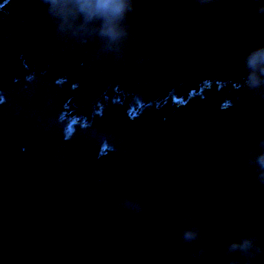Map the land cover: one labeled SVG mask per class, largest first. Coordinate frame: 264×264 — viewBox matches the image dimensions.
I'll return each instance as SVG.
<instances>
[{"label": "water", "instance_id": "water-1", "mask_svg": "<svg viewBox=\"0 0 264 264\" xmlns=\"http://www.w3.org/2000/svg\"><path fill=\"white\" fill-rule=\"evenodd\" d=\"M151 1L135 0L130 29L143 35L122 59L87 61L92 41L62 52L57 45L46 70L2 81L0 264H200L197 245L180 238L186 226H198L216 255L229 235L264 233V186L246 164L264 135V101L237 87L242 62L218 61L252 31L248 18L218 20L209 12L199 23L176 17L155 27L144 17L179 0ZM0 12V22L12 18L11 0H0ZM43 27L16 29L19 51L46 49L53 25ZM200 56L208 68H236L234 80L201 85L180 100L176 88L162 104L146 101ZM98 69L114 72L109 89L91 120L80 110L86 122L75 124L74 93ZM97 79L89 89L104 84ZM119 83L127 85L123 101L114 92ZM94 129L110 139L97 142ZM120 196L138 197L143 211L119 207Z\"/></svg>", "mask_w": 264, "mask_h": 264}, {"label": "clouds", "instance_id": "clouds-1", "mask_svg": "<svg viewBox=\"0 0 264 264\" xmlns=\"http://www.w3.org/2000/svg\"><path fill=\"white\" fill-rule=\"evenodd\" d=\"M44 11L53 25L54 38L73 46L95 42V55L100 58L122 59L128 49L131 29L129 18L135 10V0H43ZM194 15L202 18L214 12L218 20L231 21L247 16L257 42H246L242 56V79L237 87L246 89L254 98L264 101V0H191ZM31 79V76L26 77ZM4 97L0 95V104ZM97 142L109 140L108 134L93 130ZM246 164L254 172L259 185L264 186V135L247 151ZM118 206L141 213L143 204L136 196H120ZM183 242L197 247L192 250L200 264H261L264 261V233L242 231L229 235L219 255L208 254L196 225L182 229Z\"/></svg>", "mask_w": 264, "mask_h": 264}, {"label": "rangeland", "instance_id": "rangeland-1", "mask_svg": "<svg viewBox=\"0 0 264 264\" xmlns=\"http://www.w3.org/2000/svg\"><path fill=\"white\" fill-rule=\"evenodd\" d=\"M157 1L159 0H152L151 2L153 4H157ZM183 0H179L175 3V6L171 11L159 14L157 12L160 11V9L163 8L162 5L154 7L156 9V12L154 10L150 11L145 17L144 20H150V21H157L155 27L167 24L171 21H173L176 17H179L180 19H186L185 24H191V23H199L201 21V18L197 19L194 15L192 5L188 7L186 3L188 2H182ZM151 4V3H150ZM180 4V5H179ZM191 4V3H190ZM23 5V6H22ZM43 0H11V7H12V18L3 20L0 22V35L10 33L11 31L15 34H17L16 29H22V28H30L33 27L32 22L39 21L41 18H47V15L45 14V11L43 12ZM39 9H42V15L44 17H38V12L41 11ZM178 12V13H176ZM190 12V14H188ZM149 16V17H148ZM38 17V18H37ZM160 19V20H159ZM33 20V21H31ZM52 23H50L51 25ZM140 35H143L142 31L137 32ZM136 34V32L131 33L130 39L127 41L126 47L128 49V52H132V50L129 51V49L133 48L136 49L139 44L140 40L139 35ZM17 36V35H16ZM18 40V38H16ZM246 42H257V37L255 33L252 31H249V34L237 39L233 45L235 46L229 53L223 55L219 58L218 61H235V62H242V56L244 52L246 51ZM259 42H264V40H261ZM57 45L61 48L68 49L67 45L57 41L54 38L53 30L47 34V48L46 49H37V50H28L24 52V55H22L23 60V66L24 68L29 67L32 63L35 65H42L41 69L43 68V71L47 69V61H49L50 54H53L52 52H55V49ZM94 49L89 48L87 61L91 60L95 53L93 52ZM95 51V50H94ZM126 53V54H127ZM136 53L134 52L130 56H134ZM41 56V61L38 60V57ZM37 59V60H36ZM205 57L200 56L198 59H196L194 62H192L190 65H188L187 68L183 70V76L178 77L175 80H172L167 83V85L163 87H159L156 92L149 95L146 99V101H156L159 104L164 103L168 96L171 94V89H176V91L179 92L180 95H178L180 98L184 99L187 97V93L189 90L193 89L194 91H197L200 85H202V80L204 77H206L208 74V71L210 70L212 73H215L214 76H211L212 78H226L231 77L236 73V68H229V67H222L219 69L208 68V65L205 62ZM109 64V63H107ZM206 65V67H204ZM97 70V69H96ZM32 71V69L30 70ZM101 73V74H100ZM103 73V74H102ZM97 77H99L102 80V83L99 84L95 88L91 89V92H75L73 99L70 104V110L72 109V106L76 108H81V110L87 115V117L91 118V112L96 110L98 111L99 105L97 103V98L102 96L104 98L103 92L107 91L109 89V84L107 81L108 78H111L114 75L113 71L108 70H101L98 69L96 73ZM94 75V76H96ZM197 75L198 78H195L189 85L185 87H179L181 82L184 80L185 76ZM97 77H94L88 82L97 81ZM103 77V79H102ZM95 79V80H94ZM107 82V83H105ZM86 84V83H85ZM136 81L132 80V89L128 88V93L133 94L135 88ZM109 85V86H108ZM106 86V87H105ZM127 85L125 83H119L118 84V97L123 100V96L127 94L126 92ZM99 106V107H98ZM80 111V110H79Z\"/></svg>", "mask_w": 264, "mask_h": 264}, {"label": "trees", "instance_id": "trees-1", "mask_svg": "<svg viewBox=\"0 0 264 264\" xmlns=\"http://www.w3.org/2000/svg\"><path fill=\"white\" fill-rule=\"evenodd\" d=\"M42 7L44 9V6H42ZM39 10H41V11L38 12V17H44L42 15L44 10H43V12H42V9H39ZM0 15H2L1 12H0ZM41 19H39V21L32 22L34 24V26L36 27V31L37 32H39V30L44 28L43 24H40ZM31 21H33V20H31ZM16 35L17 34L13 33L12 31L10 33L8 32L5 35L4 34L0 35V42L3 41V45L0 43V46L2 47L1 49L4 50V49L8 48L7 51H3V54L10 55L12 53H17L19 51V48H21V46H20L21 45V40H19V39L17 40L16 39L17 38ZM42 35H43V33H42ZM32 40L33 41L30 44L34 45V43L36 42V38H33ZM13 42H15V43L12 44ZM24 45H27V44H23V46ZM1 49H0V51H1ZM22 55H23V53H21L19 56L15 55L14 57L9 58V61H7L6 65L3 68V71L0 70V82L1 81H6V77L10 76L11 73H19L20 70H23L24 73L27 72L28 76H31L33 74V71L35 70V68L38 65H35V64L32 63L31 65H29V67L25 68V70H24V68H23L24 66L22 64L23 63ZM38 60H40V61L42 60L41 56L38 57ZM31 69H32V72H30ZM4 83H2V84L4 85ZM0 87H2V86H0ZM105 92L106 91H104L103 94H105ZM117 93H118V90H117ZM100 97H98V98H100ZM79 110H81V108H76V107L72 106V109L70 110V120H73L74 123L75 122H79V121L85 123L86 122L85 119H87V118H85V116L83 114H81L79 112ZM91 114L93 115V111L91 112Z\"/></svg>", "mask_w": 264, "mask_h": 264}, {"label": "bare ground", "instance_id": "bare-ground-1", "mask_svg": "<svg viewBox=\"0 0 264 264\" xmlns=\"http://www.w3.org/2000/svg\"><path fill=\"white\" fill-rule=\"evenodd\" d=\"M169 13V12H168ZM149 17V16H148ZM160 20V19H159ZM50 23H52L51 21H50V19H47V18H42L41 19V21H40V24H43V26H45V25H50ZM52 25V24H51ZM33 27H35L34 25H33ZM23 29V28H22ZM138 34V33H137ZM139 36H142V35H140V34H138ZM139 39V38H138ZM0 48H2L1 46H0ZM2 51H7L6 49H1ZM135 50V49H134ZM28 51V50H27ZM24 52H26V51H18L17 53H12V54H10V55H6L7 57H14L15 55H20L21 53H23V55H24ZM52 53H54V52H52ZM1 56V55H0ZM132 57V56H131ZM6 57H0V70L1 71H3V68H4V66L6 65V63H7V61H9V60H7L6 61V59H5ZM57 57L55 56V59H56ZM48 62V61H47ZM43 65V64H42ZM24 68V67H23ZM39 68V66H37L36 68H35V70L33 71V74L31 75V78L34 76V72L37 70ZM24 70H25V68H24ZM30 72H32V71H30ZM101 74V73H100ZM103 74V73H102ZM12 75V76H11ZM28 77V75H27V72H23V70H20L19 71V73H11L10 74V76H8L7 78H14L13 80H12V82H14L15 81V78L16 77ZM97 76V75H96ZM102 79H103V77H102ZM108 79H110V78H108ZM87 80H89V79H87ZM95 80V79H94ZM215 81H217V80H215ZM3 82L1 81L0 82V86H2V87H0V89H3V91H5V87H6V84H2ZM86 83V84H85ZM90 84V82H88V81H85V82H83L82 83V90L81 91H78V92H83V91H85V92H91L90 90L91 89H89V87H88V85ZM206 84V83H205ZM208 85V84H207ZM223 86V85H222ZM98 87V86H97ZM106 87V86H105ZM163 87V86H162ZM135 90H134V93L137 91V87H136V84H135ZM115 91V90H114ZM6 92V91H5ZM75 92H77V91H75ZM124 100V99H123ZM123 100H121V101H123ZM99 107V106H98ZM91 118H92V115H91ZM91 118H90V120H91ZM73 121V120H72ZM76 124V123H75Z\"/></svg>", "mask_w": 264, "mask_h": 264}, {"label": "flooded vegetation", "instance_id": "flooded-vegetation-1", "mask_svg": "<svg viewBox=\"0 0 264 264\" xmlns=\"http://www.w3.org/2000/svg\"><path fill=\"white\" fill-rule=\"evenodd\" d=\"M160 1V0H159ZM159 1H157V2H159ZM188 1H190V0H183L182 2H188ZM191 3V2H190ZM190 3H186V5L188 6V7H190L192 4H190ZM180 5V4H179ZM176 13H178V12H176ZM188 14H190V12H188ZM139 37H141V36H139ZM130 50H133V48H131V49H129V51ZM204 67H206V65L204 66ZM183 71H182V73L179 75V77L180 76H183ZM208 74L209 75H207L206 77H204L203 78V80H202V85H212V86H222V85H224L225 83H227V82H230V81H233L234 80V78L231 76V77H228L229 75H227L226 76V78H221V77H218V78H212L211 76H214L215 75V73H212L210 70L208 71ZM235 74V73H234ZM188 76H190L191 78H194L195 76H197V75H195V76H192V75H187V76H185V78L186 77H188ZM215 80H217V81H215ZM206 83V84H205ZM115 91L114 92H116L117 93V90H118V87L117 88H115L114 89ZM175 89H171V91H174ZM179 91V90H178ZM178 91H176V94H178V95H180L179 94V92ZM122 99V98H121ZM97 102H99V100H97Z\"/></svg>", "mask_w": 264, "mask_h": 264}]
</instances>
